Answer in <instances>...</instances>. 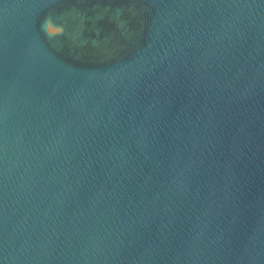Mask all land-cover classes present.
Masks as SVG:
<instances>
[{"label":"water","instance_id":"water-1","mask_svg":"<svg viewBox=\"0 0 264 264\" xmlns=\"http://www.w3.org/2000/svg\"><path fill=\"white\" fill-rule=\"evenodd\" d=\"M0 264H264V0H0Z\"/></svg>","mask_w":264,"mask_h":264},{"label":"clouds","instance_id":"clouds-1","mask_svg":"<svg viewBox=\"0 0 264 264\" xmlns=\"http://www.w3.org/2000/svg\"><path fill=\"white\" fill-rule=\"evenodd\" d=\"M46 32L49 36H56L61 34L62 32V28L59 27H53L51 25V23L48 24L47 28H46Z\"/></svg>","mask_w":264,"mask_h":264}]
</instances>
